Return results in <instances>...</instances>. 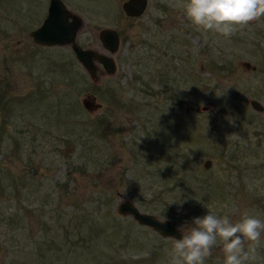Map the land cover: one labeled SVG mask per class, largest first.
Masks as SVG:
<instances>
[{
	"label": "rangeland",
	"instance_id": "374dc122",
	"mask_svg": "<svg viewBox=\"0 0 264 264\" xmlns=\"http://www.w3.org/2000/svg\"><path fill=\"white\" fill-rule=\"evenodd\" d=\"M62 1L81 46L117 31L116 70L93 83L69 46L31 41L48 0H0V264H170L172 240L118 215L119 196L182 229L207 212L264 220V111L248 102L264 107V18L225 38L197 30L183 0L138 16L124 0ZM223 261L215 246L206 264Z\"/></svg>",
	"mask_w": 264,
	"mask_h": 264
},
{
	"label": "clouds",
	"instance_id": "9594fccd",
	"mask_svg": "<svg viewBox=\"0 0 264 264\" xmlns=\"http://www.w3.org/2000/svg\"><path fill=\"white\" fill-rule=\"evenodd\" d=\"M182 8L197 30L225 38L264 18V0H183ZM178 231L180 239L169 238L173 242L170 264H206L215 246H222L223 264H254L264 220L245 213L234 222L228 215L207 212Z\"/></svg>",
	"mask_w": 264,
	"mask_h": 264
},
{
	"label": "water",
	"instance_id": "95a60500",
	"mask_svg": "<svg viewBox=\"0 0 264 264\" xmlns=\"http://www.w3.org/2000/svg\"><path fill=\"white\" fill-rule=\"evenodd\" d=\"M146 2L147 0H124L121 3V9L127 16H138L143 12ZM82 25L81 16L68 9L62 0H48L44 17L35 28L28 31L27 36L36 45L69 46L88 79L96 83L102 76L114 74L116 62L113 55L119 47L120 39L114 28L102 27L96 31L101 48L83 47L76 41V34ZM237 64L245 70L255 68V65L247 60H238ZM248 102L254 110L264 111V107L258 100L250 98ZM79 103L88 113H93L101 107V102L97 101L95 95L90 92H84ZM200 109L207 110L208 106H200ZM208 165L209 159H206L203 166L207 168ZM119 197L123 203L117 200L115 204V212L118 215L129 216L137 224L150 228L162 238H181V233L178 231L180 227L176 226L174 220L166 218L163 222L164 218L141 211L133 201Z\"/></svg>",
	"mask_w": 264,
	"mask_h": 264
},
{
	"label": "trees",
	"instance_id": "16d2710c",
	"mask_svg": "<svg viewBox=\"0 0 264 264\" xmlns=\"http://www.w3.org/2000/svg\"><path fill=\"white\" fill-rule=\"evenodd\" d=\"M214 62L217 63L216 61L210 60L208 64H209L210 66H212V67L215 66V67H217V68H222L220 65L216 66V64H215ZM164 83H165V82H164ZM176 97H178V96H176ZM0 101L2 102V96H1V94H0ZM1 102H0V103H1ZM3 104H5V103L3 102ZM99 122H100L101 126H102L103 124H105V120H103V121L99 120ZM101 134H102V135H105L106 133H105L104 130H102V131H101Z\"/></svg>",
	"mask_w": 264,
	"mask_h": 264
},
{
	"label": "flooded vegetation",
	"instance_id": "af4514ba",
	"mask_svg": "<svg viewBox=\"0 0 264 264\" xmlns=\"http://www.w3.org/2000/svg\"><path fill=\"white\" fill-rule=\"evenodd\" d=\"M47 6V5H46Z\"/></svg>",
	"mask_w": 264,
	"mask_h": 264
}]
</instances>
